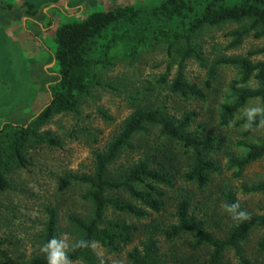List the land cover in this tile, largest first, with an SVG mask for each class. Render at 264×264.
<instances>
[{"label": "rangeland", "instance_id": "374dc122", "mask_svg": "<svg viewBox=\"0 0 264 264\" xmlns=\"http://www.w3.org/2000/svg\"><path fill=\"white\" fill-rule=\"evenodd\" d=\"M164 1L0 0V128L6 122L25 124L48 103L47 86L56 80L57 74L53 54L58 27L80 21L92 12L117 7L118 2L119 6L128 5L140 10L141 18L136 24L108 29L98 39L95 48L105 44L113 33L125 30H143L148 37H153L155 27L169 29L163 24L148 22L146 17L149 10ZM189 1L194 12L199 13L208 0ZM239 1L224 0L228 5ZM248 25V21L227 22L203 27L192 36L193 45L198 47L201 57L187 58L184 74L187 81L203 89L205 98L200 100L174 94L169 89L179 61L175 46L169 50L166 40L157 39L129 56L125 53L129 45L124 41L117 43L110 53L111 64L96 69L101 85L93 86L89 94L80 98L76 112L56 114L39 128L40 134L46 133V139L36 137L30 141L25 150L26 167L12 170L8 174L10 187L0 190V240L17 264H26L42 252L49 209L56 213V238L68 245V251L74 247L81 235L69 217H88L91 203L82 198L87 190L85 185L72 182L66 190H60L59 179L67 174L92 173L95 154L105 151L127 117L145 105L163 108L175 119L194 112L187 131L216 138L207 156L217 161L220 169L211 173L208 183L200 188L182 179L192 164L191 148L162 135L159 126H149L148 131L134 135L131 147L125 148L109 167L110 176L118 178L139 160L148 159L153 168L170 167L173 185H157L165 192L164 209L160 213L147 209L142 220L119 214L112 208L107 210L105 223L125 221L136 225L138 232L130 242L119 244L116 250L94 243L95 247L91 249L99 264H129L128 252L133 247H141L153 226H157L154 237L163 264H204L211 252L210 247L194 251L192 235L183 234L169 241L163 234L162 229L176 223V204L181 199L188 200L189 211L202 219L206 231L217 238L225 237L236 221L223 207L227 192L234 193L239 203L251 213H262L264 195L244 194L242 186L264 183V157L249 165L240 175L236 169L227 168L230 156L245 154L241 143L264 138V123L248 135L245 134V124L239 123L247 109L262 108L261 104L257 99L248 101L235 113L234 123L224 127L219 125L220 106L233 101L230 84L239 78V69L233 65H219L210 87L205 86L209 70L218 58L243 56L248 50L264 45V39L255 38L254 31H250L239 46L226 48L232 37L225 34ZM246 86L256 87V82L252 80ZM48 138H53L56 144L49 143ZM109 195L131 200L120 191H110ZM263 236L264 229L253 230L243 245L251 262L264 263V252L258 247ZM238 262L233 251L226 252L223 264ZM73 264L85 263L75 261Z\"/></svg>", "mask_w": 264, "mask_h": 264}, {"label": "trees", "instance_id": "16d2710c", "mask_svg": "<svg viewBox=\"0 0 264 264\" xmlns=\"http://www.w3.org/2000/svg\"><path fill=\"white\" fill-rule=\"evenodd\" d=\"M147 21L163 24L169 29L157 26L154 36L148 37L143 30L134 32L123 31L113 33L100 48H95L100 39L110 28L122 24H136L141 18L140 10L132 6H120L110 10L96 11L84 19L66 23L55 31V51L53 57L57 65L56 80L47 86L49 101L42 109L25 124L6 122L0 128V190L10 187L8 174L14 169L26 167L25 150L33 138L46 139V133L40 134L39 128L54 115L76 112L79 100L89 94L93 86L101 85L96 69L105 68L111 64V50L118 42L124 41L129 45L126 54L133 56L139 48L151 44L157 39L168 42L169 50L174 48L179 55L177 70L169 89L174 94L183 97L204 99L202 88L186 80L184 65L187 58L201 57L198 47L193 45L192 36L203 27H214L227 22L248 21L246 28L232 30L225 35L232 37L227 49L239 46L243 38L254 31L253 36L264 39V0H240L239 3L228 5L224 0H208L199 13L194 12V6L189 0H165L162 4L152 8L147 13ZM262 56L254 60L253 57ZM233 65L239 69V78L230 84L232 102H225L220 106L219 125L228 127L234 123L235 113L248 101L259 100L264 109V45L248 50L243 56L220 57L214 62L205 83L210 87L217 66ZM256 82V87L246 86L250 81ZM164 81V79H162ZM101 114L107 118L104 112ZM194 112L184 113L179 119L167 115L163 108L145 105L135 109L125 120L119 133L111 140L105 151L95 154L94 170L90 174H67L59 179V189L66 190L72 182L85 185L86 192L82 198L91 203V213L83 218L71 215L70 221L80 232L78 241H85L87 246L73 247L68 251L71 264L82 261L85 264H99L91 247L99 243L109 250H116L119 244H126L138 232V227L125 221L111 220L104 222L105 214L112 208L119 214H124L136 220H142L147 215V209L160 213L164 209L165 192L157 187H171V169L153 168L151 161L142 159L132 165L122 176L111 177L109 167L118 159L125 148L131 147L134 135L148 131L149 126H159L160 133L170 140H174L193 150L192 164L182 175L186 182H193L202 188L209 181V176L217 172L220 166L217 161L208 158V151L213 147L214 136L202 137L196 132L187 131L193 120ZM264 119V113L258 115L245 134H251ZM246 116L239 122L246 124ZM49 143L56 144L53 138ZM245 148L242 157L230 156L227 168L236 169L240 175L249 165L264 157V138L257 142L241 143ZM110 191H120L128 195L131 200L120 196L109 195ZM244 194L260 193L264 195V183L243 185ZM226 204L239 202L235 194H225ZM240 204V203H239ZM249 214V219L236 220L232 223L223 238L206 231L205 223L189 211L187 199H181L176 204V223L162 229L166 240L172 241L183 234L193 236L191 247L197 251L204 246L211 248L208 259L204 264H223L227 251H233L238 264H264L251 262L245 253L244 243L250 233L256 229H264V207L261 214ZM48 221L43 234V245L50 239L56 238V213L48 211ZM157 226L152 232H147L141 247H133L127 254L129 264H163L160 258L159 246L154 237ZM76 245V244H75ZM74 245V246H75ZM258 247L264 252V236L258 242ZM0 264H17L11 257L3 241L0 240ZM26 264H47L43 252L32 257Z\"/></svg>", "mask_w": 264, "mask_h": 264}, {"label": "clouds", "instance_id": "9594fccd", "mask_svg": "<svg viewBox=\"0 0 264 264\" xmlns=\"http://www.w3.org/2000/svg\"><path fill=\"white\" fill-rule=\"evenodd\" d=\"M262 113H264V109L259 107L247 109L244 113L247 118L245 127L250 128L255 118ZM261 123H264V119L261 120ZM223 207L235 220L244 221L249 219V214L241 209L239 202L225 204ZM82 246H87V244L81 240L74 247ZM92 246L95 247V245ZM41 251L46 256L47 264H71L68 256V245L63 240L54 237L42 246Z\"/></svg>", "mask_w": 264, "mask_h": 264}, {"label": "crops", "instance_id": "0c3cea01", "mask_svg": "<svg viewBox=\"0 0 264 264\" xmlns=\"http://www.w3.org/2000/svg\"><path fill=\"white\" fill-rule=\"evenodd\" d=\"M105 4V3H104ZM124 6H126V5H124ZM116 6H114V7H112V8H109V9H106V10H110V9H113V8H115ZM117 7H120L119 6V3L117 2ZM105 11V10H104Z\"/></svg>", "mask_w": 264, "mask_h": 264}]
</instances>
